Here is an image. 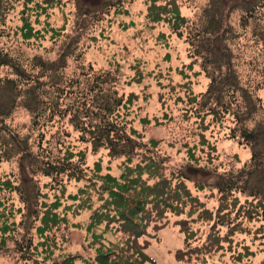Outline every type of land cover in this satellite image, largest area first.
<instances>
[{"label": "rangeland", "instance_id": "374dc122", "mask_svg": "<svg viewBox=\"0 0 264 264\" xmlns=\"http://www.w3.org/2000/svg\"><path fill=\"white\" fill-rule=\"evenodd\" d=\"M104 1L10 0L6 18L0 20V51L26 62L35 55L58 58L61 41L80 33L79 48L84 54L81 60L68 59L66 74H74L81 62L114 71L119 93L127 98L133 93L125 119L140 144L130 163L128 157L111 156L108 149L94 150L67 121L49 124L42 130L45 138H40L28 109L19 107L10 124L22 133L31 132L33 151L41 152L38 146L42 142L43 148L62 153L79 168L53 178L39 168L40 162L22 164L18 155L0 158V264H24L25 254L18 243L29 238L35 249L28 264H51L68 255L76 256V264L93 260L99 242L93 240L89 224L104 202L102 197L107 196L104 182L111 183L109 176L119 180L127 166L148 157L161 162V173L173 183L178 179L174 173L182 174L192 193L180 213L168 212L167 226L159 231L150 227V234L143 238L151 243L147 252L158 264H264L263 222L251 219L244 210L249 207V193L239 186L225 198L213 187L216 178L241 171L251 158V147L241 137H231L234 124L229 114L218 121L212 115L197 116L199 105L192 97L199 99L211 81L203 59L191 56L186 30L180 36L166 18L152 21L149 15L150 5L170 0H109L115 6ZM176 1L188 23H195L210 0ZM81 9L99 10L87 13ZM226 14L237 79L259 101L246 121L254 128L264 120V10L257 18L239 7ZM25 22L36 36L23 37ZM52 29L60 34L53 35ZM0 74L10 75V69L0 66ZM17 186L19 189L13 188ZM223 204L229 207L223 209ZM46 209L45 214H56L58 219L41 234L37 228ZM208 212L213 213L211 219ZM182 220L192 233L188 241L180 225H175ZM103 228L104 224L94 227L97 233ZM211 232L221 237L220 248L177 260L179 249L202 245ZM121 236L107 232L102 240L116 243Z\"/></svg>", "mask_w": 264, "mask_h": 264}, {"label": "trees", "instance_id": "16d2710c", "mask_svg": "<svg viewBox=\"0 0 264 264\" xmlns=\"http://www.w3.org/2000/svg\"><path fill=\"white\" fill-rule=\"evenodd\" d=\"M9 1H0V20L6 18L5 9ZM103 3L117 5L109 0ZM237 7L249 12L252 18H257L258 13L264 10V0H210L195 23H188L176 0L164 5H150L149 15L152 21L166 18V22L180 36L186 30V39L192 48L191 56L196 60L203 59V69L211 81L199 99L197 96L192 97L193 103L199 105L196 108L197 116L212 115L218 121L229 114L234 124L230 129L231 137H241L251 147V158L241 171L236 175L216 178L213 187L225 198L239 186L242 187L241 190L247 191L251 197L249 207H244L246 214L251 219L261 220L264 225V120L254 128H250L246 122L252 118L259 101L253 98L251 92L248 94L250 89L242 87L237 79L228 47L230 30L225 25L226 12ZM98 10L86 9L85 12ZM22 30L26 39L36 36L28 22H25ZM52 30L55 31L53 35L60 34V31ZM80 39L78 33L73 38L61 41V52L53 60L35 55L26 62L15 58L8 51H0V66L10 69V75L0 74V158L18 155L22 164L40 162L39 168L53 178H62L64 174H71L79 168L62 153L54 154L48 147L43 148L42 142L38 146L42 151H33L29 136L31 132L22 133L10 124L15 111L25 107L31 114L32 127H37L40 132V138H45L42 130L49 124L67 121L80 132L81 140L91 144L94 150L108 149L111 156L128 157L127 160L132 163L131 155L140 147L138 136L134 135L136 131L128 127L125 119L133 102V93L128 98L120 94L116 73L110 69L96 68L92 63L81 62L74 74H66L70 57L82 59L84 51L79 48ZM144 174H148V177L144 178ZM174 175L178 178L175 183L161 173L159 160L148 157L144 162L127 166L119 180L109 176L111 183L104 182L107 196L102 197L104 202L93 215V224H89L93 240L99 245L94 259L86 260L84 264H158L147 252L151 243L143 238L150 234V227L159 231L167 226L168 222L164 219L168 212L180 213L187 200L192 198L182 174ZM150 179L157 180L151 184ZM8 182L13 186L11 181ZM13 188L19 189L18 186ZM228 207L229 204H223V209ZM212 217L213 213L208 212L207 218ZM57 219L56 214L46 213L41 217L42 224L38 226V232L43 234L50 230L51 224H55ZM102 224L104 228L101 233L95 232L94 227ZM177 224L188 241L192 235L188 222L182 220ZM260 230L264 232V228ZM107 232L121 233L122 236L116 243H105L102 238ZM220 242L221 237L211 232L202 245L188 250L179 249L177 260L220 248ZM18 246L25 254L24 264H28L35 249L33 239L18 243ZM46 252L49 254L50 250L46 249ZM51 264H76V256L68 255Z\"/></svg>", "mask_w": 264, "mask_h": 264}]
</instances>
